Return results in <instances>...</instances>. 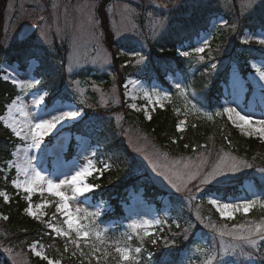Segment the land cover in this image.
I'll use <instances>...</instances> for the list:
<instances>
[{
	"label": "rangeland",
	"instance_id": "obj_1",
	"mask_svg": "<svg viewBox=\"0 0 264 264\" xmlns=\"http://www.w3.org/2000/svg\"><path fill=\"white\" fill-rule=\"evenodd\" d=\"M32 1L8 0L6 2L5 10H2L4 16L0 30V54L2 53L0 59L4 58L3 55L7 51L11 53L22 44L23 40H19V35L24 28L36 26V31L26 39V42L27 45L36 47L39 54L44 57L46 66L39 71L42 74H49L50 80L30 90H22L19 84L13 83V79L23 83L40 80L38 76H35V69L39 66V62L34 58L24 60V67L15 61H1L0 77L17 86L20 94H17L13 101L19 96L20 102L28 106L27 110L30 113L37 111L34 102L43 96L44 103L40 105V108L44 109L45 113L79 111L80 115L58 125L49 136L44 138L41 147L29 149L28 155L34 159L38 170L56 181L64 179L66 174H74L81 166L86 165L88 160H91L96 169H105L87 178L89 183L97 186L96 183L102 174L114 169L113 164H108L106 159L103 162L97 159L100 147L108 146L109 153L114 154L112 152H116L114 144L117 143L116 139H122V147L126 148V152L121 151L128 159V165L121 164L124 167L115 170L122 172L113 184L119 186L132 178L146 177L158 190L154 200L160 202V206L148 202L142 195L143 191L138 193L136 190L127 189L128 196L124 199L121 195L118 201L124 219L110 221L103 225L100 218L103 213L109 212L112 208L107 198L109 194L101 193L102 191H97L94 187L93 191L79 195L75 200L70 201L73 211L79 207L93 214L87 218L81 215V224L86 225L91 230V234L87 240H78L80 245L78 248L70 239L57 236L48 227L52 224L67 230L64 224L66 217L57 210L59 198L49 194L46 188L37 189L30 194V200L25 199L27 208L31 207L34 213V216H29L27 213L26 215L63 239L66 246L78 251L80 258L87 264H124L119 259L115 247L117 244L124 246L125 243L133 250L135 264H144L141 260L140 248L144 239L141 241L136 234L138 231L140 236H144V228L133 230L130 225L133 222L143 224L144 221H148L152 227L147 231L153 235L160 233L162 227L166 229L169 227L165 221L173 218L170 216L173 207H183L187 212L186 220L177 231L172 230L162 236L160 246L157 247L159 251L181 257L180 264H207L209 256L213 257L211 264H264V249L259 247L261 239L258 236L252 237L256 241V245L252 246L246 240L227 234L235 232L247 235L249 227L264 225V216L259 213L254 214L262 208L261 203H264V196L258 192L255 182L264 181V166L256 165L252 160L238 156L229 148L220 147L214 142L201 148L198 153L192 154L193 156L170 155L155 144L149 133L139 127V123L132 124L126 118L127 112L133 111L149 119L156 109H164L169 105L177 116H181L179 122L185 121L182 125L184 130L187 126V115L205 113L217 118L221 116L214 114L223 112L224 108H234L253 122L264 120V81L260 80L256 73V67L264 70V59L248 58L245 61H239V59H245L243 53L247 49L264 53V45L257 43V38L264 37V32L252 33L245 30L239 35L241 21L245 17L256 16L258 10L264 7V0H211L204 6L195 3L191 8L196 11L202 10L205 16H211L213 25L220 26L217 27L221 29L219 33L227 36L214 48L212 43L209 44L210 34L202 35L195 42V46L203 47L204 42L207 41L208 47L205 48V53H197L196 49L194 50L193 62L187 73L188 77L192 78L190 84H196L199 88L206 90L219 74L228 69L229 89L228 91L224 89L222 108L211 113L203 112L202 108L194 102L193 87L183 86L184 75L182 74H168L165 77L167 87L155 80L147 81L134 77L121 81L122 71L129 62L128 59L134 63H142L146 59L128 56L125 50H119L112 43L117 40L131 39L148 49L149 42L151 43L173 25H170L165 18L153 16L150 13L143 18V13L128 4L126 0H51L47 14L40 16V10L33 8ZM154 1L155 5L162 8L167 6L169 9L175 0ZM199 13L201 12H197ZM190 15V12L183 13L181 18L187 20L191 17ZM227 17H229L228 23ZM246 38H250L248 43H244ZM47 53L50 56H47ZM177 55L180 56L181 53ZM124 58L127 62H122ZM198 71L203 76L201 84L193 78ZM6 76L9 79L6 80ZM256 78H259V81ZM177 85L185 90V95H181ZM54 92L57 94L52 98ZM145 93L150 94L152 100L147 99ZM157 94L166 95L168 99L153 103L158 98ZM11 103L7 105L1 116L5 127H7L5 120L8 118V108ZM132 105L136 107L133 108ZM13 115L17 120L22 119L18 113ZM222 117L232 124L226 115ZM45 118L50 116L46 115ZM81 122L95 129L105 127L102 137L96 135V140H91L88 138L89 135L83 136L70 131V128ZM106 128H111L113 133ZM235 128L244 137H253L264 142V136L260 133L252 132L251 135H246L241 129ZM17 138L20 143L16 146L13 158L7 162L5 169L7 173L11 169L14 170L13 180L17 178V172L11 163L22 160L24 150L27 148L26 142ZM102 154L106 155V150ZM225 156L242 161L243 164L234 172L225 170L224 175L207 185L200 183L199 176L189 181L185 175L183 180L186 186H182L181 191L177 192L162 175L158 174V172L171 174L173 171H195L194 167L188 170L183 169V164L186 162L193 165L200 164L201 160L205 161L202 172H208ZM177 161L180 162L179 165L173 168ZM244 164L250 167H245ZM106 165L109 167L105 168ZM153 165H156L155 169ZM19 178L23 180V176ZM180 182L177 181V183ZM13 187L22 194L29 195L14 185ZM225 187L234 189L229 193L233 192L236 196L226 195L217 190ZM212 199L231 204H243L249 200H255L258 203L247 213L243 210L234 212L230 218L220 216L215 207L208 203ZM40 204L46 206L37 208L36 206ZM35 216L40 218L36 219ZM157 220L163 223L157 225L155 224ZM175 223L172 222L171 225ZM186 228L188 232L185 235ZM220 231L226 234L221 236ZM96 232L101 234V240L96 239ZM6 233L0 223V264H33L27 251H31L33 256L37 257L32 250L33 245L46 255L44 244L33 243L25 250L18 244L17 238L12 239ZM126 235L131 236V239L126 240ZM71 238L76 239L74 232L71 233ZM137 247L140 248L139 253L134 251ZM197 247L202 251L197 252Z\"/></svg>",
	"mask_w": 264,
	"mask_h": 264
},
{
	"label": "trees",
	"instance_id": "obj_2",
	"mask_svg": "<svg viewBox=\"0 0 264 264\" xmlns=\"http://www.w3.org/2000/svg\"><path fill=\"white\" fill-rule=\"evenodd\" d=\"M20 1V0H18ZM65 1V0H61ZM75 1V0H70ZM197 1V2H195ZM211 0H193V1H181L175 0L173 5L167 9V6L162 8L159 5H155L154 0H126L128 4L134 7L136 10L142 12V17H146L148 13L153 16H160L169 21L172 25L166 32L155 38L151 43L149 42V48L145 49L142 45L134 42L131 39L117 40L113 44L119 50H125L128 56H139L145 57L146 61L142 63L129 62L122 71L121 81L128 77H134L137 79H143L147 81L155 80L166 86L165 77L172 74L184 75L183 83L189 88L193 87V100L199 108H202L203 112L207 111L211 113L219 110L222 107L221 98L223 97V88L227 85V70L223 71L217 76V78L208 86L206 90L199 88L196 84H190L192 78L188 77V70L191 68L192 59L194 58L193 50L196 49L195 42L202 35L210 34V43L212 47H216L221 39L227 37L223 33H219L217 27L214 26L210 17L205 16L201 11H196L192 6L195 3H200L202 6L206 2ZM8 0H0V30L3 22V12L5 5ZM33 8L40 10V16L46 15L51 4V0H33ZM180 2V3H179ZM179 3V4H177ZM190 12V18L183 20L181 15ZM197 12H201L197 14ZM143 22V19L140 18ZM227 23L229 17L226 18ZM242 27L239 35L243 31L249 30L252 33L261 31L264 32V7L259 9L254 17H245L242 21ZM175 23V24H174ZM39 50L31 45H27L26 40L22 44L18 45L15 50L11 53H7L1 60L18 62L21 67H24V60L27 58H34L39 62V66L35 69L36 76L41 78V83H48L50 80L49 74H42L39 70L45 67L44 57L38 52ZM189 52L190 56L177 55L178 52ZM205 53V51H204ZM203 53V54H204ZM2 53L0 54V56ZM47 56H50L47 53ZM46 56V57H47ZM245 59H239V61L246 60L248 58H264L263 53L255 49H247L243 53ZM250 56V57H249ZM122 62H127L124 58ZM246 65H244L245 67ZM1 75V71H0ZM195 81L203 82V76L201 73L196 72L193 76ZM189 92V91H188ZM55 93V92H54ZM19 94V91L15 85L8 81H4L0 77V117L6 110V106L12 102V100ZM57 93L53 94L54 98ZM208 114L198 115H187L186 119L187 126L184 131L177 130V124L181 116H177L173 111L172 107L167 105L164 109H156L151 115L150 119H145L140 113L128 111L126 118L130 120L132 124H140L139 127L143 128L149 133L155 144L165 150L168 154L173 156H186L195 155L201 148L207 147L210 143L214 142L220 147L229 148L233 153L238 156L246 157L253 161L254 164L261 167L264 166V142L253 137H244L241 135L231 123L228 122L224 117L213 118L212 120L207 119ZM195 125V127H193ZM108 126V125H107ZM106 126V127H107ZM92 127V126H91ZM86 125L85 123H77L70 131L78 134L89 135L92 140H96V135L102 137V133L105 130L103 128H93ZM109 129L113 133L111 128ZM115 144L116 152L114 154L109 153L108 146H101L98 151V158L101 161L107 160V163H111L114 169L106 172L98 180L99 186L97 191L106 192L109 194L107 198H111L114 195L120 196L123 191L129 188L135 190H142V195L148 202H153L155 205L160 206V202L154 200L155 193L158 191L157 188L146 179V177L132 178L126 183L117 186L113 184L116 179L120 177L121 172L115 171L122 168L123 165H128V159L125 157L123 152H126V148L122 147V139H116ZM20 143V140L7 127H5L0 119V192H4L8 196V200L5 201L4 197L0 196V223L7 232V236L14 239L17 238L18 244L22 245L25 250L33 243L44 244L46 248V255L49 259L59 261L60 264H87L80 258L78 251H74L71 247L66 246V242L55 236L51 231H48L43 224L36 221L35 219L29 218L25 210L27 203L25 201V195L19 193L12 186V178L14 171L10 170L8 173L5 171L6 164L12 159L13 151L16 146ZM187 144L188 147L184 145ZM106 150V155L102 152ZM192 155V156H193ZM123 164V165H121ZM124 167V166H123ZM258 192L264 196V181H255ZM112 189V190H110ZM109 190V191H107ZM220 192H224L226 195H233L231 192L232 188L225 187L217 189ZM117 199L111 200V203L115 207V211L108 213L103 220L109 221L111 219H122L123 212L121 207L117 205ZM173 207V206H172ZM183 207H173L171 211L170 220L167 223H171L175 220L180 226L183 225L186 220L187 212L184 211ZM264 216V207L254 212ZM7 217V219H4ZM180 228V227H179ZM165 232L177 231L178 228L170 226L167 229L163 228ZM166 234V233H164ZM163 233L156 238L147 237L144 238V243L141 248V260L144 264H180L181 257L175 256L172 253L167 254L166 252L159 251V247ZM152 239L156 242L152 243ZM259 247L264 249V240L260 241ZM29 252V258L33 264H47L46 261L33 256L32 252ZM77 254V255H76ZM183 257V256H182Z\"/></svg>",
	"mask_w": 264,
	"mask_h": 264
},
{
	"label": "snow or ice",
	"instance_id": "obj_3",
	"mask_svg": "<svg viewBox=\"0 0 264 264\" xmlns=\"http://www.w3.org/2000/svg\"><path fill=\"white\" fill-rule=\"evenodd\" d=\"M250 38H246L244 43H248ZM257 43L264 45V37L257 38ZM208 47V42L205 41L203 47L196 48L197 53L204 52L205 48ZM181 55L183 56H190L191 53L189 52H182ZM141 59H143L141 57ZM215 67V65H213ZM254 67H256L254 65ZM256 73L259 76L260 80L264 81V70L261 68L256 67ZM5 79H9V77H5ZM14 84H19V87L22 90H30L34 88L36 85L40 84L39 80L34 82H27L23 83L13 79ZM181 95H185V90L180 88L177 85ZM47 95V93H45ZM147 99L152 100V96L148 93H145ZM157 99L153 101V103H160L162 100L168 99L165 96H159L157 94ZM21 98L18 96L16 100H14L8 108V118L5 120V124L8 128L11 129L12 133L15 136L19 137L23 141L26 142L27 148L24 150V157L22 160L13 161L11 166L16 169L17 178L13 180V185L17 189L23 190L25 193L29 194L25 198L30 200L31 195L37 189L46 190L49 194L54 197L59 198V203L57 204V210L61 211L64 216L66 217L64 220V224L67 226V230L63 228L56 227L55 225L49 224L48 227L52 229L53 232L57 234V236L65 237L71 240L72 244L75 247H80L78 240L84 239L87 240L90 237L91 230L86 226L81 224V215L84 218H87L91 213H88L86 210H82L77 207L74 211L70 207V201L75 200L77 196L83 195L84 193L93 191V188L96 187L95 184L89 183L87 178L93 177L94 173L96 172H103L105 169H96L95 165L91 160L87 161V164L81 166L78 170L74 172V174H66L64 179H60L58 181L49 178L48 176L44 175L41 170H38L36 164L34 163V159L28 155V150L35 148L39 149L41 145L44 143V138L49 136L58 125L63 124L65 121L75 119L77 116L80 115L79 111H60L59 114H48L45 113L44 109L40 108V105L44 103V97L41 96L39 100L35 101V107L37 109L36 112L30 113L27 108L28 106L24 105L20 102ZM135 108V105H132ZM14 113H18L22 119L17 120L14 117ZM50 116V118H45V116ZM215 116H227L228 119L232 122L235 127L241 129L245 132L246 135H251L252 132L260 133L261 136H264V120H258L253 122L249 117L245 115H241L240 112L236 111L234 108H224L223 112H216ZM151 117H149L150 119ZM207 119L212 120L213 116L209 115ZM185 121H180L177 124L178 131H184L182 125ZM253 123H255V127H253ZM195 127V125H193ZM188 147L187 144L184 145ZM19 152V149L17 150ZM179 161L175 162L173 168H176L179 165ZM205 163L204 160H201L200 164H191L190 162H186L183 164V169L188 170L192 167L195 168V171H173L171 174H167L164 172H158L159 175H162L168 183L176 189L177 192L181 191L182 186H186V182L183 180V177L187 175L188 180H192L197 176L200 177L201 184H210L212 183L217 177L224 175L225 170L234 172L236 171L241 164L242 161H236L235 158H229L227 156L221 158L220 162L217 163L211 171L202 172L203 164ZM245 167H250V165L244 164ZM109 166H105L108 168ZM154 169L156 165H153ZM23 176V180L19 177ZM177 181H181L177 183ZM0 196L4 197L5 201L8 200V196L4 192H0ZM195 199V197H193ZM208 203L215 207L216 211L219 212L221 217L228 216L231 218V214L234 212H239L243 210L245 213L249 211V209L253 208L258 202L255 200L246 201L243 204L240 203H221L215 199L209 200ZM45 204L37 205V208L45 207ZM261 207H264V203H261ZM26 213L29 216H34L33 210L31 207L26 209ZM43 215V213H41ZM36 219H39V216H35ZM7 219V217H4ZM163 223L160 220L155 221V224L159 225ZM130 227L133 230H137L140 228H144V236L153 235L152 233L148 232L147 229L152 227V224L148 221H144L143 224H137L133 222ZM176 227L179 228L180 225L176 224ZM213 227H215L213 225ZM75 233L76 239L71 238V233ZM185 235L188 232V229H184ZM137 236H139L140 240L143 241L144 236H140L139 232L137 231ZM226 233L224 231H220V235L223 236ZM229 235L235 236L237 239L246 240L252 246L256 245V241L252 239L253 236H258L261 240H264V225H255L251 226L247 230V235L243 234H236L235 232L227 233ZM96 239L101 240V234L96 232ZM131 239V236L126 235V240ZM152 243H155L156 240L152 239ZM32 250L35 255L46 261L47 264H60L59 261H54L49 259L47 255L43 253L41 250H37L36 246H32ZM115 251L119 254V259L124 262V264H135V258L133 256V250L130 249L127 244L125 243L124 246H120L119 244L116 245ZM135 253L140 252V248L137 247ZM197 252L202 251L199 247L196 248ZM213 257L209 256L207 264H211V260Z\"/></svg>",
	"mask_w": 264,
	"mask_h": 264
},
{
	"label": "water",
	"instance_id": "obj_4",
	"mask_svg": "<svg viewBox=\"0 0 264 264\" xmlns=\"http://www.w3.org/2000/svg\"><path fill=\"white\" fill-rule=\"evenodd\" d=\"M35 30H36V26L24 28L19 35V39L20 40L27 39L33 32H35Z\"/></svg>",
	"mask_w": 264,
	"mask_h": 264
},
{
	"label": "bare ground",
	"instance_id": "obj_5",
	"mask_svg": "<svg viewBox=\"0 0 264 264\" xmlns=\"http://www.w3.org/2000/svg\"><path fill=\"white\" fill-rule=\"evenodd\" d=\"M257 81H259V78H256Z\"/></svg>",
	"mask_w": 264,
	"mask_h": 264
}]
</instances>
